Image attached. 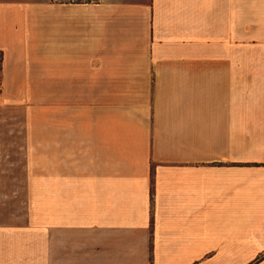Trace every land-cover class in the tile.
<instances>
[{
	"label": "crops",
	"instance_id": "1",
	"mask_svg": "<svg viewBox=\"0 0 264 264\" xmlns=\"http://www.w3.org/2000/svg\"><path fill=\"white\" fill-rule=\"evenodd\" d=\"M0 49V122L51 85L54 149L53 235L23 252L29 224L0 220V264H264V0H0ZM74 145L85 236L61 238Z\"/></svg>",
	"mask_w": 264,
	"mask_h": 264
},
{
	"label": "rangeland",
	"instance_id": "2",
	"mask_svg": "<svg viewBox=\"0 0 264 264\" xmlns=\"http://www.w3.org/2000/svg\"><path fill=\"white\" fill-rule=\"evenodd\" d=\"M36 97L39 95H35ZM45 100L41 98L22 102L20 106L27 108L22 114V109L12 110L9 116L2 119L0 123L12 125L19 130L23 127L28 136L18 144L19 149L8 147L6 166H0L2 172L14 178V186L6 196L0 197V220L8 218L12 224L27 226L29 238L28 243L23 238L22 251H36L38 241L36 225L42 220L51 221L45 228L49 229L52 236V213L45 211L44 202L49 197H44L37 191L39 180L42 181L43 173L51 171L53 165V135H52V101L51 85L46 86ZM12 115V116H11ZM12 130V129H10ZM10 133L15 136V130ZM21 135V131L18 132ZM15 144V145H16ZM63 144V143H62ZM68 144V143H67ZM77 143L75 142V145ZM83 144V143H80ZM74 147L72 149L61 147L60 169H61V212H60V236L61 238H76L85 236V213H84V150ZM43 182L40 183L42 185ZM71 187V190L69 188ZM20 227H23V226ZM39 226V224L37 225ZM24 228V227H23ZM25 228L22 229L24 234ZM46 233V230L44 229ZM25 237V234L23 235ZM25 240V241H24ZM28 245V246H27ZM27 247V249H26Z\"/></svg>",
	"mask_w": 264,
	"mask_h": 264
},
{
	"label": "trees",
	"instance_id": "3",
	"mask_svg": "<svg viewBox=\"0 0 264 264\" xmlns=\"http://www.w3.org/2000/svg\"><path fill=\"white\" fill-rule=\"evenodd\" d=\"M2 57H3V52L0 49V80H1Z\"/></svg>",
	"mask_w": 264,
	"mask_h": 264
}]
</instances>
